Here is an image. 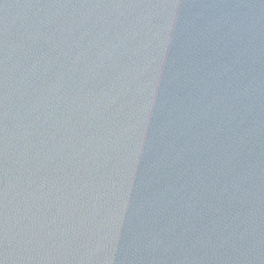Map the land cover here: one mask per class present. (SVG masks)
I'll list each match as a JSON object with an SVG mask.
<instances>
[{
    "label": "water",
    "instance_id": "1",
    "mask_svg": "<svg viewBox=\"0 0 264 264\" xmlns=\"http://www.w3.org/2000/svg\"><path fill=\"white\" fill-rule=\"evenodd\" d=\"M0 264H264V0H0Z\"/></svg>",
    "mask_w": 264,
    "mask_h": 264
}]
</instances>
